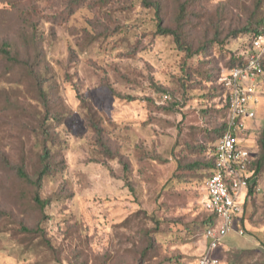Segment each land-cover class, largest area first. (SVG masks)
Returning a JSON list of instances; mask_svg holds the SVG:
<instances>
[{
  "label": "rangeland",
  "instance_id": "1",
  "mask_svg": "<svg viewBox=\"0 0 264 264\" xmlns=\"http://www.w3.org/2000/svg\"><path fill=\"white\" fill-rule=\"evenodd\" d=\"M184 1L0 0V43L11 42L22 57L39 52L58 151L40 194L52 203L40 215L12 167L24 163L31 173L37 165L41 103L22 74L0 78V264L197 263L206 246V163L226 117L219 79L230 68L218 54L241 49L247 35L230 34L262 19L264 0H203L188 8L177 31L197 54L156 32L151 5L159 2L164 26L174 28ZM215 39L223 46L199 52ZM213 69L211 84L202 75ZM263 126L264 96L250 136ZM243 216L244 234L230 232L225 241L234 244L215 251L221 264H264V171ZM159 227L165 237L143 258Z\"/></svg>",
  "mask_w": 264,
  "mask_h": 264
},
{
  "label": "trees",
  "instance_id": "2",
  "mask_svg": "<svg viewBox=\"0 0 264 264\" xmlns=\"http://www.w3.org/2000/svg\"><path fill=\"white\" fill-rule=\"evenodd\" d=\"M77 1V0H73ZM203 0H185L182 4H179L176 9V15H175V26L174 28L169 26H164V20L161 15V6L159 2L153 3L151 6L155 9V16H156V32L159 35L162 36H169L172 37L174 42L179 46L181 50L186 52L187 54H197L196 51L192 52V47L186 43H183L181 41L180 35L178 34V27L185 23L187 19V10L190 7H195L199 3H201ZM264 31V17L262 19H256L255 22L247 23L244 25L241 29L232 32L230 34V37L235 39L238 35L244 34L247 35L246 41L241 46V49L233 50V51H227L226 54L219 52L218 55L221 56V58H227L226 66L231 68L242 66L246 63L248 57L252 53V42L253 40L262 32ZM30 41H27L26 44L28 45ZM219 45V47H222L224 44V40L215 39L209 42H206L204 45H201L199 52H201L203 55H206V50L209 48H214L213 45ZM31 48H34L36 50V45L34 43H30ZM207 56V55H206ZM0 64H3L4 68L2 70V73L0 75V78H9L11 76H17L19 73L22 74V80L24 84H26L27 81H30L33 83V86L35 88L34 94L38 97V100L41 103V112L43 117L42 127L41 129H37V132L33 134V137L37 139V143L34 147L36 149V162L37 165L34 167L33 171L29 173L24 166V163H20L18 165L13 166V170L15 172L16 178L22 183L30 187V205L29 207L34 208L40 215H43L46 208L52 203L50 200H43L40 197L42 188L44 186L45 181L51 176V174L54 172V158L57 154V145H56V136L50 132L51 126L54 123V119L57 115V113L54 111V109L51 107V95L52 91L48 87V80L44 77L43 74L40 73L39 68L41 66V60L39 59V52H35L32 55V58H29L28 56L22 57L14 48V45L9 41H3L0 43ZM213 74L208 73V75H202L205 80L210 82L211 84L213 82H216L217 77L215 75V71L213 69ZM4 84H9L8 81H2ZM220 84V83H219ZM221 87V94H220V103L222 104V108L226 111V117L225 122L226 124V118L228 113V104L226 101V93L223 88V86L220 84ZM217 91V90H216ZM132 99H129L131 101ZM8 105L14 106L15 103H12L9 100H6ZM225 129L222 130V127L220 130L217 131V135L215 138V142L210 148L209 153V160L206 163V167L209 169L208 176L206 179L212 174L213 168H214V151H215V144L217 140L221 137ZM99 139V138H98ZM255 143H254V150L256 151L255 160L253 163V172L254 176L257 178L258 174L262 173L264 171V126L262 127L261 131L258 133L257 137H254ZM99 142H101L99 140ZM2 158L4 159L5 164H7L9 167H11V162L9 160L8 155L3 152ZM200 167L199 163H195V165H192V171H195V169H198ZM205 179V181H206ZM204 181V183H205ZM203 183V186H204ZM256 184H254L252 187H250L248 195L245 199V204L250 200L251 196L254 193ZM205 197V193L203 196V199ZM202 209L204 210V213L201 216V222H200V228L204 232L207 229L215 228L219 222L220 219L218 216L212 212H209L205 209L203 206L202 201ZM3 213L0 211V216ZM236 220L235 222V229H239L240 225L242 226L243 223V216ZM45 216V215H44ZM44 216L42 218H44ZM153 219V216L152 218ZM154 225H160L159 219L156 221H153ZM240 224V225H239ZM156 228V226H155ZM25 233L30 234L33 231L40 232V235L42 234V230L39 226H37L34 229H28L24 227ZM242 229V227L240 228ZM243 230V229H242ZM154 237L149 240V233L146 234V239L148 241L147 248L142 252L143 255L150 249L154 248L155 242H157L159 239H162L161 237H165V233H162L160 227L158 228V231L154 232ZM42 238V237H40ZM172 237H170L171 239ZM42 240V239H41ZM160 242V240H159ZM147 250V251H146ZM228 254V253H227ZM225 254V256L227 255ZM200 257V256H199ZM198 257V259H199ZM144 258V257H143ZM197 259V260H198Z\"/></svg>",
  "mask_w": 264,
  "mask_h": 264
},
{
  "label": "built area",
  "instance_id": "3",
  "mask_svg": "<svg viewBox=\"0 0 264 264\" xmlns=\"http://www.w3.org/2000/svg\"><path fill=\"white\" fill-rule=\"evenodd\" d=\"M219 82L226 93L228 113L224 132L215 144L213 172L204 183L203 206L220 222L204 232L206 246L196 264H221L215 251L226 236L232 231L244 234L234 225L244 212L250 187L257 183L250 124L264 96V31L253 40L246 63L224 72Z\"/></svg>",
  "mask_w": 264,
  "mask_h": 264
},
{
  "label": "crops",
  "instance_id": "4",
  "mask_svg": "<svg viewBox=\"0 0 264 264\" xmlns=\"http://www.w3.org/2000/svg\"><path fill=\"white\" fill-rule=\"evenodd\" d=\"M228 236V235H227ZM231 238V237H230ZM230 238H228L226 241H225V239H224V241H223V244H222V246H226V244H229V245H233L234 244V240H232V239H230Z\"/></svg>",
  "mask_w": 264,
  "mask_h": 264
}]
</instances>
